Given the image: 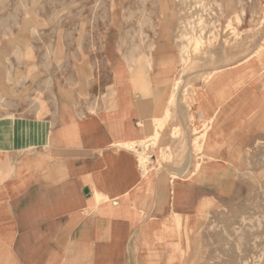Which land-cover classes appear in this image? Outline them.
Instances as JSON below:
<instances>
[{"label":"crops","instance_id":"obj_1","mask_svg":"<svg viewBox=\"0 0 264 264\" xmlns=\"http://www.w3.org/2000/svg\"><path fill=\"white\" fill-rule=\"evenodd\" d=\"M116 54L105 57L109 79L81 70L54 90L45 114L0 118V264H188V221L229 186L234 161L219 154L245 152L262 134L261 76L236 90L223 68L189 86L187 97L207 96L203 108L171 109L180 63L173 37L158 36L131 73ZM167 114L174 120L160 131ZM155 136L142 152L138 143ZM195 139L210 159L199 175Z\"/></svg>","mask_w":264,"mask_h":264},{"label":"rangeland","instance_id":"obj_2","mask_svg":"<svg viewBox=\"0 0 264 264\" xmlns=\"http://www.w3.org/2000/svg\"><path fill=\"white\" fill-rule=\"evenodd\" d=\"M164 33L173 37L180 54L173 76L177 90L168 108L177 102L203 108L201 101L187 97V90L207 84L223 68L233 70L236 90L256 76L264 85V0H0V118L37 108V115L45 114L54 90L73 85L81 70L91 78L109 79L106 55L117 52L133 72L138 63L145 65L154 41ZM190 119L196 121L195 112ZM173 120L174 114L164 116L160 131ZM261 131L245 152L219 154L227 165L234 161L227 166L229 186L204 205L201 219L188 221V264H264ZM156 137L138 143L142 152L156 145ZM172 137H180L178 128ZM192 148L194 175H199L210 159L200 154L198 139ZM146 160L140 157L143 167Z\"/></svg>","mask_w":264,"mask_h":264},{"label":"bare ground","instance_id":"obj_3","mask_svg":"<svg viewBox=\"0 0 264 264\" xmlns=\"http://www.w3.org/2000/svg\"><path fill=\"white\" fill-rule=\"evenodd\" d=\"M192 90H194V88H193ZM193 92H194V91H193ZM193 92H192V93H193ZM196 95L198 96V94H196ZM206 97H207V96L203 93V94H202V98H198V100L201 101V103H202L201 105L205 104L203 99L206 98ZM201 107H202V106H201ZM95 195H96V194H95ZM100 195H101V194H100ZM96 197H98V196H96ZM239 254H240V253H239Z\"/></svg>","mask_w":264,"mask_h":264}]
</instances>
